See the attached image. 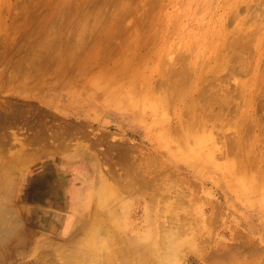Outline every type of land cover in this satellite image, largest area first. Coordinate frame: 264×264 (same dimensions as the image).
Masks as SVG:
<instances>
[{
	"label": "rangeland",
	"instance_id": "374dc122",
	"mask_svg": "<svg viewBox=\"0 0 264 264\" xmlns=\"http://www.w3.org/2000/svg\"><path fill=\"white\" fill-rule=\"evenodd\" d=\"M263 146L264 0H0V264H264Z\"/></svg>",
	"mask_w": 264,
	"mask_h": 264
},
{
	"label": "bare ground",
	"instance_id": "6f19581e",
	"mask_svg": "<svg viewBox=\"0 0 264 264\" xmlns=\"http://www.w3.org/2000/svg\"><path fill=\"white\" fill-rule=\"evenodd\" d=\"M250 8V7H249ZM250 68V67H249ZM185 71V70H184ZM182 72V71H181ZM178 73V72H177ZM186 73V72H185ZM185 73L183 72V73H178L179 74V77H178V79H180L182 82H183V79L186 77V75H185ZM144 75V74H143ZM173 75H176V74H173ZM185 76V77H184ZM189 77V76H188ZM188 79V78H187ZM188 81V80H187ZM176 82V81H175ZM177 82H179L178 80H177ZM184 83V82H183ZM186 83V82H185ZM182 84V83H181ZM174 85V84H173ZM176 86H178V84L177 85H175V86H173V88L174 87H176ZM239 86V85H238ZM243 87V86H242ZM174 92V91H173ZM176 97V96H175ZM179 97H180V95H179ZM179 101H180V99H179ZM196 115V114H195ZM198 116V115H197ZM256 116V115H255ZM197 119H198V117H197ZM196 119V120H197ZM242 129H243V127H242ZM238 130V129H237ZM251 131V130H250ZM255 144V143H254ZM238 145V144H237ZM255 146V145H254ZM250 147V146H249ZM264 147V146H263ZM132 148V147H131ZM139 148V147H138ZM69 149V148H68ZM129 149V148H128ZM129 152H130V150H128ZM132 151V150H131ZM35 152V151H34ZM30 153V152H29ZM31 153H32V151H31ZM131 153V152H130ZM36 154V153H35ZM126 156V155H125ZM127 156H129V155H127ZM32 157V156H31ZM246 159H248V158H246ZM124 160H126V158H124ZM139 160V159H138ZM26 162H27V160H26ZM138 164V163H137ZM244 164H246V162L244 163ZM127 165V164H126ZM8 167V166H7ZM10 167H12V166H10ZM240 167V166H239ZM132 168V167H131ZM17 169V168H16ZM127 169H128V167H127ZM127 169L125 170V171H127ZM133 169V168H132ZM10 170H12V168L10 169ZM110 171V170H109ZM128 171H129V169H128ZM163 171V170H162ZM10 172V171H9ZM114 172V171H113ZM131 172V171H130ZM108 174H111V173H109L108 172ZM114 174V173H113ZM123 174L124 173H122V176H123ZM129 174V173H128ZM112 175V174H111ZM113 176V175H112ZM111 176V177H112ZM125 176H127V174L125 175ZM132 176H133V174H132ZM156 176V175H155ZM124 177V176H123ZM115 178V177H114ZM118 178V177H117ZM130 176H129V180H130ZM135 178V177H134ZM132 179V178H131ZM136 179V178H135ZM158 179V178H157ZM156 179V180H157ZM114 180H116V179H114ZM134 180V179H133ZM31 181V180H30ZM89 181V180H88ZM118 181V180H117ZM32 182V181H31ZM119 182V181H118ZM126 182H130V181H126ZM131 182H133L132 180H131ZM128 183L129 185L130 184H133V183ZM142 182H144V181H142ZM41 183V182H40ZM31 185V184H30ZM44 185V184H43ZM135 185V184H134ZM149 185H150V183H149ZM35 186H36V184H35ZM139 186L141 187V185L139 184ZM146 185H144L143 187H145ZM44 187V186H43ZM143 187H141V188H143ZM27 188V187H26ZM42 188V187H41ZM1 189V188H0ZM13 189V188H12ZM150 189V188H149ZM2 190V189H1ZM0 190V191H1ZM43 191H44V189H42ZM37 191V190H36ZM41 191V190H40ZM39 191V192H40ZM191 191V190H190ZM2 192V191H1ZM34 192V191H33ZM40 193H42V192H40ZM150 193V192H149ZM184 193V192H183ZM28 194V193H27ZM3 196H6V197H8V195L7 194H0V243L3 241V240H5L6 238H8V236L9 235H11L12 233H13V231L15 230V228H16V224H17V222L15 221L14 222V217H13V214H12V211H11V206L9 207L7 204H6V202H4L2 199H1V197H3ZM38 196V195H37ZM152 196V195H151ZM154 196V195H153ZM152 196V197H153ZM184 196H185V194H184ZM11 198V197H10ZM179 198V197H178ZM208 198V197H207ZM206 198V199H207ZM149 199H151V198H149ZM152 199H154V198H152ZM165 200H166V198H165ZM151 201V200H150ZM179 201H181V200H179ZM212 201H213V199H212ZM153 202V201H152ZM155 202V201H154ZM153 202V203H154ZM185 202V201H184ZM214 203V202H213ZM179 204V203H178ZM185 204V203H184ZM216 204V203H215ZM215 204H213L212 205V203H211V205H212V207L215 205ZM10 205V204H9ZM217 205V204H216ZM214 206L216 209H215V211L217 212V213H220L219 211H217V206ZM150 206H152L153 208H154V206H156V204H150ZM89 207V206H88ZM213 207V208H214ZM221 207L218 205V209H220ZM223 210V209H222ZM191 211V210H190ZM213 212L212 213H210V214H213L215 211L214 210H212ZM223 212V211H222ZM17 213V212H16ZM216 213V214H217ZM223 214V213H222ZM191 215V214H190ZM214 216H216L215 215V213L213 214ZM213 215H211V216H213ZM221 215V214H220ZM220 215L218 216L217 215V218L218 217H220ZM203 216V215H202ZM211 216H209L208 217V219H212V217ZM214 216H213V218H214ZM169 217V216H168ZM199 217V216H198ZM211 217V218H210ZM216 218V217H215ZM216 218V219H217ZM97 219H99V218H97ZM207 219V221H210V220H208ZM101 220V219H100ZM214 220V219H213ZM98 221V220H97ZM215 221V220H214ZM218 221V220H217ZM200 222V221H199ZM161 223V222H160ZM101 227V226H100ZM173 227V226H172ZM105 228V227H104ZM111 228V227H110ZM200 228V227H199ZM233 228V227H232ZM198 229V228H197ZM102 231V233H104L103 231H106V230H101ZM182 231V230H181ZM17 232V231H16ZM100 233V232H99ZM101 233V234H102ZM171 233V232H170ZM180 233V232H179ZM181 233H184V232H181ZM105 234V233H104ZM185 234V233H184ZM183 234V235H184ZM18 235V234H17ZM26 235V234H25ZM91 236V235H90ZM117 236V235H116ZM164 236V235H163ZM13 237V236H12ZM105 237H106V235H105ZM120 237V236H119ZM161 237V236H160ZM212 237V236H211ZM244 237V236H243ZM246 237V236H245ZM24 238V237H23ZM61 238V237H60ZM117 237H115V239H116ZM168 238H169V236H168ZM166 239V244L168 243V242H171V239L169 238V239ZM209 238V237H208ZM213 238V237H212ZM247 238V237H246ZM17 239V238H16ZM52 239V238H51ZM89 239V238H88ZM105 239V238H104ZM119 239V238H118ZM163 239V238H162ZM58 240V239H57ZM106 240H107V238H106ZM117 240V239H116ZM120 240V239H119ZM119 240H117V241H119ZM155 240V239H154ZM164 240H165V238H164ZM163 240V241H164ZM167 240H170V241H168L167 242ZM89 241H91V240H89ZM122 241V240H121ZM161 241V240H160ZM159 241V239H158V243H160L161 244V242ZM206 241H208V240H206ZM16 242H18V240L16 241ZM104 242H106V243H108L107 241H104ZM112 242V241H111ZM165 243H164V246H166L165 245ZM157 244V243H156ZM163 244V243H162ZM160 245L161 247L163 246V245ZM6 245V244H5ZM110 245V244H109ZM158 245V244H157ZM169 245V244H168ZM4 246V245H3ZM12 246V245H11ZM14 246V245H13ZM121 246V245H120ZM120 246L119 247H115V248H113V247H111V245L109 246V247H107V248H109L107 251H108V254H109V257L111 258L110 259V264L111 263H113V264H118V263H115V262H117V260L120 258L121 259V257L123 256V255H125V252H127V250L128 249H126L125 250V247L122 249V247L120 248ZM131 246V245H130ZM150 247H151V245H149ZM163 246V247H164ZM50 247V246H49ZM106 247V246H105ZM162 247V248H163ZM3 248V247H2ZM1 248V249H2ZM15 248V247H14ZM90 248V247H89ZM187 248V247H186ZM5 249H6V247H5ZM13 249V248H12ZM92 249V248H91ZM164 249V248H163ZM249 249V248H248ZM251 249V248H250ZM254 249V248H253ZM262 249V248H261ZM215 250V249H214ZM228 250H230V249H227V253H229L228 252ZM5 251V250H4ZM130 251V250H129ZM154 251H156V250H154ZM219 252L221 251V252H223L222 251V248H221V250H218ZM262 251V250H261ZM14 252V251H13ZM47 252V251H46ZM93 252V251H92ZM102 252V251H101ZM225 252V253H226ZM231 252V251H230ZM4 253V252H3ZM12 253V252H11ZM61 253V252H60ZM86 253V252H85ZM84 253V254H85ZM94 253H96V252H94ZM163 253V252H162ZM162 253H156L155 254V252L153 253V255L155 254V261L156 262H158V260H160V254H162ZM240 253V252H239ZM259 253V252H258ZM15 254V253H14ZM53 254V253H52ZM88 254V253H87ZM92 254V253H91ZM97 255L99 254L98 253V250H97V253H96ZM104 254V253H103ZM120 254H121V257H120ZM212 254V252L209 254V256ZM222 254V253H221ZM229 254H231V253H229ZM237 254V253H236ZM257 254V253H256ZM81 255V254H80ZM93 255V254H92ZM92 255L89 257V258H91L92 257ZM96 255V256H97ZM100 255H101V253H100ZM152 255V256H153ZM169 255V254H168ZM167 255V256H168ZM214 255V256H213ZM213 255H211L212 256V258L211 257H209V258H211L212 259V261H211V259H210V261H211V263L212 262H215L219 257H217V252L216 253H214ZM216 255V256H215ZM234 255V254H233ZM232 255V256H233ZM11 256V255H10ZM56 256V255H55ZM74 256V255H73ZM77 256V255H76ZM88 256H89V254H88ZM99 256V255H98ZM162 256H163V259H165L164 257H165V255H161V258H162ZM171 255H169V257H170ZM207 256V255H206ZM226 256H227V254H226ZM229 256V255H228ZM70 257V256H69ZM85 257V256H84ZM205 257V256H204ZM216 259H215V258ZM76 257H74V262H76L75 260L77 259H75ZM94 258H96V257H94ZM93 258V259H94ZM101 258V257H100ZM99 258V259H100ZM213 258H214V261H213ZM226 258V257H225ZM225 258H224V260H225ZM239 258V257H238ZM69 259V258H68ZM70 259H72V258H70ZM82 259H83V256H82ZM82 259H79V260H82ZM102 259V258H101ZM105 259V258H104ZM220 259V258H219ZM232 259V258H231ZM239 259H241V256H240V258ZM78 260V261H79ZM91 260H92V258H91ZM108 260H109V258H108ZM123 260V259H122ZM151 260V259H150ZM221 260V259H220ZM87 261V260H86ZM85 261V262H86ZM96 261V260H95ZM100 261V260H99ZM164 261V260H163ZM5 262V261H4ZM66 262V261H65ZM67 262H70L69 260L67 261ZM66 262V263H67ZM72 262V261H71ZM70 262V263H71ZM81 262V261H80ZM80 262H77L78 264L80 263ZM83 262V261H82ZM90 262V261H89ZM126 262V261H125ZM155 262V263H156ZM160 262V261H159ZM159 262L157 263V264H159ZM209 262V261H208ZM216 262H218V260L216 261ZM215 262V263H216ZM220 262H222V261H219L218 263H220ZM1 263H2V261H1ZM93 263V262H92ZM96 263V262H95ZM122 263H123V261H122ZM131 263V262H130ZM84 264V263H83ZM88 264H90V263H88ZM121 264V263H120ZM151 264H154L153 263V261H152V263ZM223 264V263H222Z\"/></svg>",
	"mask_w": 264,
	"mask_h": 264
}]
</instances>
